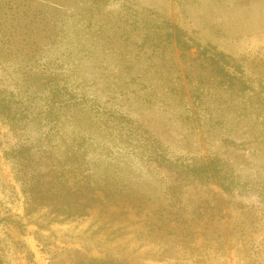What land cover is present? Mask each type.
Instances as JSON below:
<instances>
[{
    "label": "rangeland",
    "instance_id": "374dc122",
    "mask_svg": "<svg viewBox=\"0 0 264 264\" xmlns=\"http://www.w3.org/2000/svg\"><path fill=\"white\" fill-rule=\"evenodd\" d=\"M1 262L264 264V0H0Z\"/></svg>",
    "mask_w": 264,
    "mask_h": 264
},
{
    "label": "trees",
    "instance_id": "16d2710c",
    "mask_svg": "<svg viewBox=\"0 0 264 264\" xmlns=\"http://www.w3.org/2000/svg\"><path fill=\"white\" fill-rule=\"evenodd\" d=\"M197 172V174H196V177L195 178H197V177H199V176H205V177H207V178H213V179H217L216 177H214V175L211 173V170H210V166H209V164H204V165H201L200 167H199V170L198 171H196ZM83 178H81L80 180H82ZM85 183H87V181H84V184ZM222 186H224L225 188H229L228 186V184H225V183H222ZM252 192H255V190H252ZM99 195V194H98ZM100 196V197H99ZM99 196H97V195H93V197H88V200H91V201H93V202H103L102 201V199H101V197H102V195L100 194ZM87 201V200H86ZM1 264H2V262H1Z\"/></svg>",
    "mask_w": 264,
    "mask_h": 264
},
{
    "label": "water",
    "instance_id": "95a60500",
    "mask_svg": "<svg viewBox=\"0 0 264 264\" xmlns=\"http://www.w3.org/2000/svg\"><path fill=\"white\" fill-rule=\"evenodd\" d=\"M1 264V263H0Z\"/></svg>",
    "mask_w": 264,
    "mask_h": 264
}]
</instances>
